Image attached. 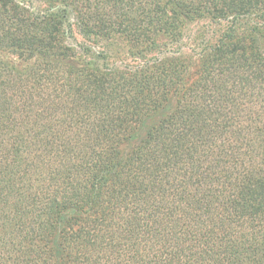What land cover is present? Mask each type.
<instances>
[{"label": "trees", "instance_id": "obj_1", "mask_svg": "<svg viewBox=\"0 0 264 264\" xmlns=\"http://www.w3.org/2000/svg\"><path fill=\"white\" fill-rule=\"evenodd\" d=\"M0 264H264V0H0Z\"/></svg>", "mask_w": 264, "mask_h": 264}, {"label": "rangeland", "instance_id": "obj_2", "mask_svg": "<svg viewBox=\"0 0 264 264\" xmlns=\"http://www.w3.org/2000/svg\"><path fill=\"white\" fill-rule=\"evenodd\" d=\"M83 39L81 38L80 34L75 33L73 38H69V42L75 44L76 42L80 43ZM190 41V40H188Z\"/></svg>", "mask_w": 264, "mask_h": 264}]
</instances>
